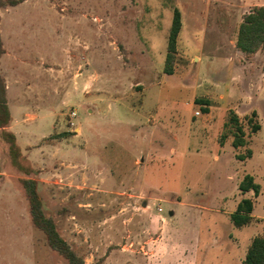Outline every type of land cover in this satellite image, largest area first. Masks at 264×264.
Instances as JSON below:
<instances>
[{
	"label": "rangeland",
	"instance_id": "obj_1",
	"mask_svg": "<svg viewBox=\"0 0 264 264\" xmlns=\"http://www.w3.org/2000/svg\"><path fill=\"white\" fill-rule=\"evenodd\" d=\"M261 5L264 0H24L0 9V76L10 114L0 129V264H68L30 217L27 179L39 183L45 217L85 264H151L152 241L176 211L175 224L201 225L203 232L219 222V232L228 231L217 213L193 210L185 218L169 203L142 205L152 185L168 202L215 208L224 192L208 188L221 167L223 135L225 149L237 153L232 168L239 176L254 174L263 186L264 47L250 57L235 48L243 15ZM173 9L183 26L173 74L166 75ZM224 63L236 65L232 77ZM225 78H233L226 90L232 101L225 113L217 104L207 116L209 103L198 93L209 80L220 89ZM157 93L164 102L153 98L146 108L145 97ZM185 109L200 115L189 118ZM253 110L261 124L254 134L245 121ZM229 112L246 135L247 144L236 150ZM139 151L153 158L146 171L132 164ZM257 213L264 218V192ZM246 233L264 237V222ZM216 239L205 251L210 256L222 248ZM232 252L236 259L243 247Z\"/></svg>",
	"mask_w": 264,
	"mask_h": 264
},
{
	"label": "crops",
	"instance_id": "obj_2",
	"mask_svg": "<svg viewBox=\"0 0 264 264\" xmlns=\"http://www.w3.org/2000/svg\"><path fill=\"white\" fill-rule=\"evenodd\" d=\"M202 21L203 19L198 20V23H196V28L194 30H196L197 32H199V26ZM182 26H183V22L181 21V27ZM201 27L202 26H200V30H201ZM237 53H239V56H243L242 53L238 51ZM222 62H225V60H222ZM227 64L229 66L231 65L229 63ZM226 66H227L226 63H224L222 65V68H226L227 74L229 73L230 77H232L235 73L236 65L232 64L231 67L229 68H227ZM228 79L229 78L219 80L221 82L219 84L221 90L219 88L216 91L213 89V87L210 85L212 84L213 80L204 82L205 84L204 89H206L207 91L201 90L200 92H204V93H198L199 92L198 90L197 93L199 94V96H203L205 98L204 100H206V102L209 103L208 105L209 113L206 114L207 116L212 115L213 107L214 106L217 107V104L222 105L223 106L221 107L222 111L224 113L226 112L227 104L232 101L229 98L230 94L226 93V90H227L228 85L229 86L232 85L233 78L232 79L230 78L229 80ZM219 90L222 92V94H219L218 92ZM153 98H155L156 101L159 102V104L164 102V99H162L161 95L158 93L156 94L155 97L153 96L152 98H149V96L148 97L146 96L145 97L146 104L144 105L146 108H148L149 106L147 105L148 102L150 101L151 103ZM174 103L175 102H172L173 105ZM115 109L119 111L125 110L126 112H133L131 110L127 111L126 109H123V107H119V106L116 107ZM115 109L110 108V113L112 115L114 114L115 116H117L116 114L118 113L117 111L114 112ZM253 111L256 112L257 119H258L257 111L256 110H253ZM184 112L188 113L189 118H192L194 116L193 115L194 113L192 114L188 109H185ZM229 113H232V112H229ZM170 118H173L172 115L170 116ZM260 129H261V124H260ZM135 131H137V127L135 128ZM171 138L175 143L177 142L175 134H172ZM222 139L220 140V143H218V146L220 149L219 152L221 154V160L217 158L218 161H222L221 167L219 168L218 173H215V175L213 176V179L211 180L213 182L215 181L214 186L210 184L208 188V191H210L209 189L211 190L213 189V192L214 191L224 192L218 204L219 206L218 205L215 206V204L211 202V205L215 206V208L210 207V206L207 208H201L197 204H194L191 202L183 203L182 200H179V198H176V200H174L173 202H170V201L168 202L164 200V198H162V195L164 194L160 192V190H156L155 186L147 185V191H145V193H149L150 196L148 197L150 198H148V200H145L142 207H144L145 205L146 207L145 209H148L150 207V204L154 205L156 203V205L159 207L158 209H160L162 204L169 203V204L174 205L176 208H178L180 212L184 210L183 213H185V218L193 210H197V211L204 210L210 213H217L223 217L224 223L222 222V226L226 225L228 228V231L219 232V229H218L220 227L219 222H216L209 230L206 229L203 232H202L201 225L199 226V228H196L192 226L190 223L189 225H185V226L175 224L173 222V218L177 214V211H176V214L174 215V217L170 219L162 218L163 219L162 234L160 231L158 237L156 238V241L153 240L152 245H151L154 247L151 249L150 256H149L151 260V264H243V260L245 258L249 245L251 244L252 240L255 237H258V236H255L254 234L252 235L247 234L246 230H248L250 226L253 227L262 221L264 222V218L260 216L262 214H258V213L256 214L257 199L259 195L263 194L264 192L263 191L264 184L263 186L257 184L253 177L254 174L251 175L245 170H243L242 175L239 176L238 168H235V167L232 168V165L233 166L237 165V161H233V158L235 159L238 158L237 155L236 156L234 155L237 153H234L232 155L231 151L229 152L228 149H225V143L223 142L225 138H222ZM232 149L236 150L238 148H234L231 142V150ZM171 153H173L172 149H171ZM248 157H249L248 159H250L251 156L249 155ZM152 159H153L152 156L151 157L143 156L142 152L139 151L134 155L132 159V164L135 165L138 162L136 166H138L139 169L146 171V168L148 164L151 162L150 160ZM241 163H245V161H242ZM245 175L251 176L253 178L254 183L260 187V190L257 196L254 195L253 191L241 192L239 190V184ZM140 183H141L140 184L141 187L145 185L143 176H142ZM208 191L203 192V195H207ZM194 192L198 193L199 191L196 190ZM167 193L171 195L173 198L176 197L172 191H169ZM244 199L250 200L252 202V211L249 214L251 220L243 226L236 227L231 220V216L237 213V207L239 203ZM160 212L162 213V211ZM218 236H219V244L222 248L218 254H214L210 256L205 251L211 248L212 244H214L215 241L217 240L216 237L218 238ZM240 246L243 247L242 256L235 259L232 255L233 253L232 251H235ZM203 251L205 252L206 257L201 256L202 254L201 252Z\"/></svg>",
	"mask_w": 264,
	"mask_h": 264
},
{
	"label": "trees",
	"instance_id": "obj_3",
	"mask_svg": "<svg viewBox=\"0 0 264 264\" xmlns=\"http://www.w3.org/2000/svg\"><path fill=\"white\" fill-rule=\"evenodd\" d=\"M23 1L24 0H0V9H4L6 7H15L21 4ZM180 29V12L177 9H173L163 67V73L166 75H172L174 71L173 66L175 63L176 41ZM263 47L264 5H261L252 7L245 15H243L235 35V48L244 56L250 57ZM3 53L4 49L0 38V57ZM205 104L207 103L205 102ZM9 121L10 114L5 96V84L2 77L0 76V129H5ZM245 121L250 127V133L254 134L260 130V124L257 121V114L255 111H252L250 115L246 117ZM229 123L234 128V132L232 134V146L234 148L243 147L246 144L244 139L246 135L243 127L239 124V121L234 113H230ZM222 138H225V136L223 135L221 139ZM6 140L11 142L12 147L15 148L16 153L14 156H16L17 151L14 144L15 138L12 135H9L6 136ZM247 154L249 156L250 152L248 151ZM22 184L29 201L30 217L37 228L44 233L51 247L57 251L67 261L68 264H85L83 258L80 257L74 251V249L59 236L53 221L45 217L43 201L39 194V183L37 181L27 179L24 180ZM239 190L241 192L253 191L254 195L257 196L260 187L254 183L251 176L245 175L239 184ZM251 211L252 202L247 199L242 200L237 207V213L231 216L233 224L236 227L247 224L251 220L249 216ZM243 264H264V237L258 236L252 240L247 249Z\"/></svg>",
	"mask_w": 264,
	"mask_h": 264
},
{
	"label": "built area",
	"instance_id": "obj_4",
	"mask_svg": "<svg viewBox=\"0 0 264 264\" xmlns=\"http://www.w3.org/2000/svg\"><path fill=\"white\" fill-rule=\"evenodd\" d=\"M194 115H195V116H199L200 113L197 111V112L194 113Z\"/></svg>",
	"mask_w": 264,
	"mask_h": 264
}]
</instances>
